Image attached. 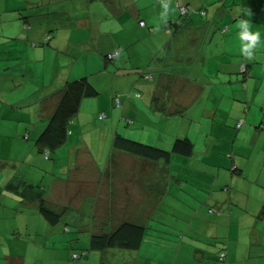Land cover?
Here are the masks:
<instances>
[{
    "label": "crops",
    "instance_id": "crops-1",
    "mask_svg": "<svg viewBox=\"0 0 264 264\" xmlns=\"http://www.w3.org/2000/svg\"><path fill=\"white\" fill-rule=\"evenodd\" d=\"M13 2L20 28L11 36L31 38L37 55L25 46L17 49L22 65L4 74L8 83L18 82L16 88L9 91L0 82V100L7 96L24 108L22 116L0 111V143L15 138L17 146L4 148L17 150V162L26 164L22 171L14 164L0 176L2 191L8 189L0 193V208L9 204L5 214L0 209V264H73L67 261L73 226L87 239L81 264H218L220 251L225 264H264V163L249 159L258 151L253 137H262L256 144L264 147V45L251 60L236 50L239 19H248L264 36V0H171L174 11L166 24L157 22L161 0ZM178 6L191 10L181 14ZM34 21L44 26L35 28ZM39 60L43 67L33 65ZM82 76L98 96L82 98L66 139L76 133L82 144L97 132L86 127L122 126L123 136L169 150V157L148 159L111 143L107 155L90 164L79 151L62 162L63 146L46 157L34 140L65 82ZM98 101L111 107L105 124L99 109L80 114L84 103ZM184 137L192 142L191 152L173 151L175 139ZM74 145L71 150L89 153L87 145ZM73 171L78 177H71ZM40 194L69 214L48 222L38 210ZM84 207L91 210L87 223L75 215ZM125 221L147 226L138 248L88 250L92 233ZM70 239L72 246L77 237Z\"/></svg>",
    "mask_w": 264,
    "mask_h": 264
},
{
    "label": "rangeland",
    "instance_id": "rangeland-1",
    "mask_svg": "<svg viewBox=\"0 0 264 264\" xmlns=\"http://www.w3.org/2000/svg\"><path fill=\"white\" fill-rule=\"evenodd\" d=\"M26 0H23V2H25ZM25 5H27V3H24ZM15 7V4L13 2V0H0V82H6L9 86H8V89L9 91H11L10 87L12 86L13 88H16V84H18V82H14V83H8V80L6 79V76L4 74H7V75H11L14 71V69H12L13 66H15L18 62V64H21L20 61H17L15 58L20 55L21 53H19L17 51V49H20L22 48L23 46H25V48H27V50H29L30 52H28L29 54H33V55H37L34 51H33V47L31 45V42H32V39L31 38H27L29 39L27 42L25 41V39L21 40V41H17V40H13V39H17V38H12L11 36V33H13L14 31L18 30L20 28L19 25H16L14 22L16 21L15 19H13L17 13H20L19 11H16V10H13V8ZM24 12L21 14V20L23 19V16H26L27 14V11L28 9H25L23 10ZM41 13H39V17H43V10H40ZM23 15V16H22ZM28 18H30L31 16L28 14L27 15ZM35 19H37V16L35 17ZM21 20H19L21 22ZM30 23H32L31 20H29ZM31 25V24H30ZM34 25H36L37 27L35 28H39V25L42 26V22H38V21H34ZM17 26V27H16ZM44 26V25H43ZM19 27V28H18ZM29 27V26H28ZM47 29V28H46ZM46 31V30H45ZM44 31V32H45ZM43 32V33H44ZM53 32V31H52ZM51 31L48 32V34H51L52 33ZM35 41V40H34ZM44 45H37V47H43ZM15 51H16V57H15ZM44 52L48 53V49H45ZM46 58H48V55H46ZM28 61V60H26ZM30 61V60H29ZM43 61L42 60H39L37 62H34L33 65L35 64H41V66L43 67ZM23 64H27V62L23 61ZM22 65V64H21ZM6 66H9V68L6 69V71L2 70V67H6ZM24 81H27L28 77L29 76H26V74H24L23 76ZM6 79V80H4ZM43 82V77L39 78L38 80V83H42ZM102 91V89H100ZM99 95L102 94V92L99 91ZM98 96L95 95V96H92L93 98H96ZM87 100V99H86ZM99 100V99H97ZM2 101V103L0 104V111L3 109L5 112L6 115L8 116H18L19 114L23 113L24 111V108L23 107H20L18 106L16 103H12L10 104V99L9 97L5 96V100H0ZM93 104H87V103H84L82 108L80 109V114L81 115H87L88 114V111L90 108H93V109H99L97 111V115L99 116V112H101L103 109H105V112L106 114L99 116V119L102 120V123L105 124L109 121L110 117V105H105V108H104V104L102 103V101H98V103L95 105L92 106ZM112 108H115V107H112ZM2 112V111H1ZM0 112V113H1ZM19 116H22V115H19ZM120 116H118L119 118ZM76 116L73 117V120H75ZM118 118H116L115 120V123L116 122H121L122 125L124 124L123 123V120L121 119L120 121L118 120ZM0 120L2 121L3 118H0ZM73 122V121H72ZM72 122L69 124V132L71 131V129L74 130V125L72 124ZM16 124L18 125V123L16 122ZM72 124V126H71ZM92 124V123H91ZM89 124V125H91ZM94 125V124H93ZM71 126V128H70ZM263 126V125H262ZM116 127V126H115ZM86 129H88L89 131L92 130H97V132H95V134H88L86 137L84 136V140H83V143L81 144L79 141H80V137H78L76 135V133L74 134H71L69 139H66L64 141V143H62L57 149H59L60 147H62L60 150H59V153L58 155H63V159L61 160L62 162L65 161V160H69V158L71 160H74L73 157H75V154L79 152H82V155L84 153L85 157L87 160H84V162L86 164H90L91 162H98L101 160V156L102 154L104 156L107 155V152L109 150V146H110V143H111V137H112V132L113 131H116L118 130L119 133H121V129H123V127H119V128H113V130H108L106 128H96L95 126L93 127H86ZM126 137V136H125ZM129 138V137H127ZM262 138V137H261ZM261 138L258 139V141L256 140V137H253L252 138V142H254V140L256 141L255 143V146L258 147V151L256 150L255 154L254 152L252 153V157H249V159H252L254 162L260 164V163H264V147H262L260 145V143L256 144L257 142H259L261 140ZM8 138H3V141L0 143V146H1V149H0V176H2V174H4L2 171L4 170H8L9 168H14V164H17V169H20L21 171L25 169V166L26 164L23 163L22 161H19L17 162V155H18V151L16 150L15 152L11 151L10 153L4 148V144H7L9 146V144H13L14 146H17L18 143H17V140L14 138H10L11 141H7ZM35 141V140H34ZM142 142V140H140ZM9 142H12V143H9ZM76 147H79L80 145H87L88 147V150H89V153L83 149L81 147V149H75V150H71L70 147L73 145L75 146L74 144H76ZM31 144V143H30ZM23 146V145H22ZM75 147V148H76ZM45 151V150H44ZM42 151V153L44 152ZM73 151V152H71ZM51 153L53 151H50ZM75 152V153H74ZM46 153V152H45ZM36 170V169H35ZM87 170V169H86ZM39 172V175L42 174V170L38 168V171ZM52 173V170L51 172ZM77 171H73L71 173V177L74 178V177H78V174H76ZM38 174L34 176L35 179L38 178L39 176ZM82 175L86 176V177H90V175H88L86 172L82 171ZM40 189L41 190V187L39 184H35V190L37 189ZM2 186L0 187V193H7L8 192V189L2 191ZM253 194V192H252ZM75 203V200L74 202ZM8 205L9 204H3L1 206V212H3L4 214L6 213V210L8 209ZM86 206H88V203H86ZM75 215H79V220H83L85 223H87V221H90L91 220V210L88 209L87 207L83 208V210L81 212H75ZM71 220H69L70 222ZM154 221V220H153ZM188 226H186L185 228H187ZM67 250H68V253L70 252L71 254L72 253H81L82 252V249L83 248H86L87 246V239H86V236L84 238V234H82L80 231H79V228L78 227H74L73 226V229L71 230V232H67ZM70 236H72V238H75L77 237V239L73 240V245L71 246V239H70ZM85 255L86 257V254H83ZM54 257V256H52ZM127 257L126 259L129 258V256H125ZM117 259H119V257H117ZM67 261L69 263H73V264H81V262L83 261L82 258H75V259H72L70 254H68V259Z\"/></svg>",
    "mask_w": 264,
    "mask_h": 264
},
{
    "label": "trees",
    "instance_id": "trees-1",
    "mask_svg": "<svg viewBox=\"0 0 264 264\" xmlns=\"http://www.w3.org/2000/svg\"><path fill=\"white\" fill-rule=\"evenodd\" d=\"M190 10L188 9L183 14H187ZM245 71L242 72L245 73ZM60 91L61 95L57 106L45 127L41 130L34 141L38 149L41 151L45 150L47 153H45L46 157H48L50 151H54L66 140L69 132V124L77 114L82 98L92 97L98 93L88 80L87 76L66 81ZM116 105H119L117 101ZM99 116H101V114ZM111 145L113 148L140 155L148 159L162 158L165 160L169 157L170 153L169 150L155 145L127 138L118 131H114ZM172 150L182 154H189L192 150V142L187 137L177 138L172 145ZM38 196V210L48 222L55 223L65 212L66 214H69L70 210L67 209L66 211V208L56 210L47 203L42 197V194ZM66 229H68V227ZM146 229V225H139L126 221L121 222L110 231L104 233H92L89 238L88 250L99 251L109 248L136 249L140 245ZM86 252L87 250H83V252L78 254L72 253L71 258H81ZM221 253H224L225 255L221 257ZM225 256L226 253L224 251L218 253V264H225Z\"/></svg>",
    "mask_w": 264,
    "mask_h": 264
},
{
    "label": "clouds",
    "instance_id": "clouds-1",
    "mask_svg": "<svg viewBox=\"0 0 264 264\" xmlns=\"http://www.w3.org/2000/svg\"><path fill=\"white\" fill-rule=\"evenodd\" d=\"M170 4L171 0H161L158 23L166 24L168 22L170 13L174 11V9H171ZM237 24L239 47L236 50L245 59L251 60L254 58L255 50L264 45V36H262L261 31L252 29L251 22L248 19L241 18L237 21Z\"/></svg>",
    "mask_w": 264,
    "mask_h": 264
},
{
    "label": "built area",
    "instance_id": "built-area-1",
    "mask_svg": "<svg viewBox=\"0 0 264 264\" xmlns=\"http://www.w3.org/2000/svg\"><path fill=\"white\" fill-rule=\"evenodd\" d=\"M178 9H179V11H180V13L181 14H183V13H185L188 9H190L189 8V6H178ZM140 23V25H144V21H140L139 22ZM49 37V36H48ZM48 37L46 38V39H48ZM118 53V51H114V52H112V53H108L107 54V57L108 58H112V57H114L116 54ZM241 71H245V65L244 64H242L241 65ZM117 101V103H118V100H116ZM240 125V122H237V126H239ZM47 154V153H46ZM225 254L224 253H221V257H223Z\"/></svg>",
    "mask_w": 264,
    "mask_h": 264
}]
</instances>
